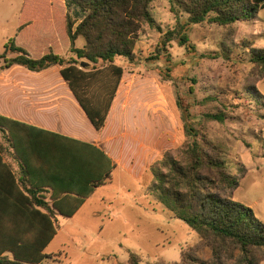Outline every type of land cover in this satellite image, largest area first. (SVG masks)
<instances>
[{
  "label": "trees",
  "instance_id": "1",
  "mask_svg": "<svg viewBox=\"0 0 264 264\" xmlns=\"http://www.w3.org/2000/svg\"><path fill=\"white\" fill-rule=\"evenodd\" d=\"M60 1L41 0L36 5L32 0H24L22 13L31 10L50 13ZM67 1L77 15L72 18L66 13L65 18L71 58L53 53L32 58L10 42L2 58L5 54L14 57L4 67L18 64L40 71L59 65L62 76L97 131L105 126L123 76L122 67L115 65V61L125 58L131 64L135 62L137 43L144 27L157 29L161 34L148 60L164 58L170 64L169 49L174 42L187 53L196 52L190 40L196 26L231 28L251 21L264 8V0H168L169 12L176 23L163 32L151 13L156 0ZM23 22L29 21L22 19ZM79 37L85 41L82 48L75 47ZM240 45L248 61L264 73V48L254 47L252 41H242ZM220 47L218 51H211L213 58L229 59L234 48L224 43H220ZM159 71L174 78L170 67H160ZM99 74L104 84L102 94L90 95L89 82ZM183 100L178 96L176 104L186 140L177 154L167 150L150 167L152 189L159 202L199 238L196 246L181 252V264H254L250 252L252 248H264V224L252 209L232 200L239 182L233 173V163L228 159V146L201 133L195 125L197 116L191 111L192 105ZM203 116L219 123L225 120L219 112H207ZM20 125L0 116V161L3 158L7 162L2 164L6 175L0 181V264H43L50 258L44 250L60 228V218L72 217L84 198L93 192V187L109 179L110 171L107 169L83 194L59 193L48 182L36 185L33 177L37 175L31 172L17 143L16 127ZM10 160L16 163L17 169ZM206 250L210 257L203 260L200 255ZM129 263L141 264L134 254H130Z\"/></svg>",
  "mask_w": 264,
  "mask_h": 264
},
{
  "label": "rangeland",
  "instance_id": "2",
  "mask_svg": "<svg viewBox=\"0 0 264 264\" xmlns=\"http://www.w3.org/2000/svg\"><path fill=\"white\" fill-rule=\"evenodd\" d=\"M21 1L0 0V13L10 16L8 31L20 13ZM61 2L52 11L76 18L75 8L65 0L63 9ZM151 13L163 32L175 26L168 0H156ZM160 37L157 29L144 27L135 62L115 61L123 69L119 110L132 117L133 137L154 145L155 160L141 179L116 169L112 181L72 217L60 218V228L44 250L50 258L43 264H130V254L141 264H181V252L198 244L197 233L166 209L152 189L150 167L167 150L177 154L186 140L178 96L192 105L201 133L228 146V159L239 182L232 200L252 209L264 224V73L248 61L240 45L252 41L254 47L264 48V8L251 21L231 28L196 26L190 34L196 52L187 53L174 42L170 64L164 58L148 60ZM220 43L234 48L229 59L213 58L211 51L220 50ZM70 54L69 49L67 59ZM160 67H170L174 78L160 74ZM89 83L90 95L102 94V75ZM207 112L224 115V123L204 119ZM200 256L207 260L210 253L206 250ZM250 258L254 264H264V248H252Z\"/></svg>",
  "mask_w": 264,
  "mask_h": 264
},
{
  "label": "crops",
  "instance_id": "3",
  "mask_svg": "<svg viewBox=\"0 0 264 264\" xmlns=\"http://www.w3.org/2000/svg\"><path fill=\"white\" fill-rule=\"evenodd\" d=\"M23 2L9 31L5 27L10 26V16L0 13V116L21 124L16 127L17 143L31 172L37 175L33 177L36 185L48 182L59 193L83 194L108 169L109 179L93 187V192L84 198V205L99 188L112 181L116 169L133 179L143 178L155 160L154 145L133 137L130 133L135 128L132 117L119 110L123 98L122 78L105 126L97 131L62 76L59 65L40 71L18 64L4 67L14 57L5 54L2 58L10 42L36 59L49 53L66 58L70 49L65 30L66 13L42 10L22 13ZM61 3V7L66 8L65 0ZM22 19L29 22L22 23ZM84 44L81 37L75 41L76 48ZM6 163L2 158L0 181L6 175L2 166ZM13 165L17 169L16 163Z\"/></svg>",
  "mask_w": 264,
  "mask_h": 264
},
{
  "label": "water",
  "instance_id": "4",
  "mask_svg": "<svg viewBox=\"0 0 264 264\" xmlns=\"http://www.w3.org/2000/svg\"><path fill=\"white\" fill-rule=\"evenodd\" d=\"M82 65L84 66V65H85V63H82Z\"/></svg>",
  "mask_w": 264,
  "mask_h": 264
}]
</instances>
